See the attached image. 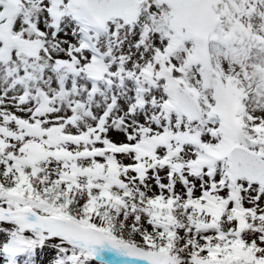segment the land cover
I'll return each mask as SVG.
<instances>
[{"label":"snow or ice","instance_id":"obj_1","mask_svg":"<svg viewBox=\"0 0 264 264\" xmlns=\"http://www.w3.org/2000/svg\"><path fill=\"white\" fill-rule=\"evenodd\" d=\"M264 264V0H0V264Z\"/></svg>","mask_w":264,"mask_h":264},{"label":"rangeland","instance_id":"obj_2","mask_svg":"<svg viewBox=\"0 0 264 264\" xmlns=\"http://www.w3.org/2000/svg\"><path fill=\"white\" fill-rule=\"evenodd\" d=\"M93 264H96V262H93Z\"/></svg>","mask_w":264,"mask_h":264}]
</instances>
